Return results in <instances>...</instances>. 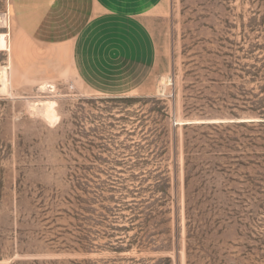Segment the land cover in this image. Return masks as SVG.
Here are the masks:
<instances>
[{"label":"rangeland","instance_id":"374dc122","mask_svg":"<svg viewBox=\"0 0 264 264\" xmlns=\"http://www.w3.org/2000/svg\"><path fill=\"white\" fill-rule=\"evenodd\" d=\"M6 5L0 0V264H188L183 125L237 111L243 87L259 92L226 63L243 56L240 45L264 44V0H167L153 26L163 73L148 92L123 97L75 80L51 83L53 94L43 92L48 84L16 91ZM217 187L202 204L210 192L192 194L190 214L215 229L216 264H232L264 237V190ZM211 243L190 264H210Z\"/></svg>","mask_w":264,"mask_h":264},{"label":"crops","instance_id":"0c3cea01","mask_svg":"<svg viewBox=\"0 0 264 264\" xmlns=\"http://www.w3.org/2000/svg\"><path fill=\"white\" fill-rule=\"evenodd\" d=\"M167 0H7L15 90L77 81L105 97L146 93L163 73L153 26Z\"/></svg>","mask_w":264,"mask_h":264},{"label":"trees","instance_id":"16d2710c","mask_svg":"<svg viewBox=\"0 0 264 264\" xmlns=\"http://www.w3.org/2000/svg\"><path fill=\"white\" fill-rule=\"evenodd\" d=\"M238 51L243 53V56L238 57V62L235 63L236 67L232 62L226 63L227 69L229 71L237 70L242 79L248 77L249 82H257L259 92L246 91L243 87L241 90L242 99L235 105L237 111L229 109L226 116L236 119L251 117L258 120L183 126L185 130L184 190L188 264H190L192 252L198 251L199 254H206L204 248L209 239L212 241L210 247L213 249L212 255H210V264H216L220 260L212 238L215 229H203L202 226L194 224L189 208L190 202L196 200L192 194L194 196L202 190L210 192L208 195H202L197 201V204H202L216 197L220 191L217 187L218 182L221 183L225 192H227L226 187L232 184L247 185V191L254 193V196L264 190V85H261L264 82V44H250L247 47L240 45ZM241 59H251L253 63H242ZM216 112L222 111L216 110ZM190 133H192V137H189ZM241 168L251 169L253 173L239 174L238 171ZM234 173L239 176L235 177ZM190 190H193L191 194ZM231 226H224L218 231V234H223ZM249 230V236H251L252 229ZM252 240L258 242V245L257 243L256 246L245 244L246 250L240 258L236 259V263L232 264H263L264 254L261 252L264 249V237ZM255 249L259 254L255 253ZM249 255L250 258L251 256L253 258L248 259ZM241 258L248 261L243 263ZM220 264H227V261L224 259L220 261Z\"/></svg>","mask_w":264,"mask_h":264},{"label":"water","instance_id":"95a60500","mask_svg":"<svg viewBox=\"0 0 264 264\" xmlns=\"http://www.w3.org/2000/svg\"><path fill=\"white\" fill-rule=\"evenodd\" d=\"M258 119L246 117L243 119H236L231 117H197L188 121L184 125H193V124H220V123H237V122H251L257 121ZM183 125V126H184Z\"/></svg>","mask_w":264,"mask_h":264},{"label":"bare ground","instance_id":"6f19581e","mask_svg":"<svg viewBox=\"0 0 264 264\" xmlns=\"http://www.w3.org/2000/svg\"><path fill=\"white\" fill-rule=\"evenodd\" d=\"M162 87L165 85V83H166V77H163L162 78ZM160 90H162V89H160ZM45 91H47V86H45L44 87V91L43 92H45ZM29 109H30V111H32V112H37L38 110H39V105H37V104H29Z\"/></svg>","mask_w":264,"mask_h":264},{"label":"built area","instance_id":"2783aa9c","mask_svg":"<svg viewBox=\"0 0 264 264\" xmlns=\"http://www.w3.org/2000/svg\"><path fill=\"white\" fill-rule=\"evenodd\" d=\"M4 17H6V20L8 22V27L6 29H9V27H10V21H9L8 13H5L4 14ZM45 92L50 93V94H53V93H55V87L53 85L49 84V85H47V91H45Z\"/></svg>","mask_w":264,"mask_h":264}]
</instances>
